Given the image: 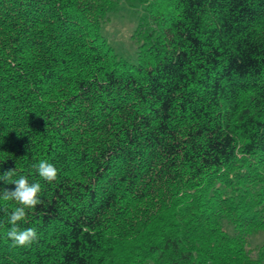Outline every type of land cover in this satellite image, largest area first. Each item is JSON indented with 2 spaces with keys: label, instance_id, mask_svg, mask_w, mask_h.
Here are the masks:
<instances>
[{
  "label": "trees",
  "instance_id": "trees-1",
  "mask_svg": "<svg viewBox=\"0 0 264 264\" xmlns=\"http://www.w3.org/2000/svg\"><path fill=\"white\" fill-rule=\"evenodd\" d=\"M118 1L0 0V174L43 201L21 247L0 200V264H264V0H126L136 63Z\"/></svg>",
  "mask_w": 264,
  "mask_h": 264
},
{
  "label": "clouds",
  "instance_id": "clouds-1",
  "mask_svg": "<svg viewBox=\"0 0 264 264\" xmlns=\"http://www.w3.org/2000/svg\"><path fill=\"white\" fill-rule=\"evenodd\" d=\"M36 169L39 176L52 183L56 181L59 176V169L46 159L40 160L38 163L32 165ZM15 169H8L0 174V181L5 184H12L14 188H2L0 191V200L15 201L18 206L14 207L8 216V224L10 227L6 231V236L9 238L14 246L26 247L34 242H38L39 235L35 227L21 228L20 222H27V211L36 208L42 204L41 199L42 186L39 182L30 183L29 180L21 176L19 179L13 180Z\"/></svg>",
  "mask_w": 264,
  "mask_h": 264
},
{
  "label": "rangeland",
  "instance_id": "rangeland-1",
  "mask_svg": "<svg viewBox=\"0 0 264 264\" xmlns=\"http://www.w3.org/2000/svg\"><path fill=\"white\" fill-rule=\"evenodd\" d=\"M144 13V4L138 1L119 0L116 9L107 14L106 21L101 23L100 32L106 38L108 44L114 52L128 60L136 63L137 46L133 34L138 24L139 17ZM225 228L231 232V227L224 224ZM251 245L258 247L264 243V233L251 238Z\"/></svg>",
  "mask_w": 264,
  "mask_h": 264
}]
</instances>
